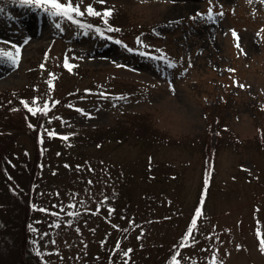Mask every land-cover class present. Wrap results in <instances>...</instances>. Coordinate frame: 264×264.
<instances>
[{"label": "rangeland", "instance_id": "obj_1", "mask_svg": "<svg viewBox=\"0 0 264 264\" xmlns=\"http://www.w3.org/2000/svg\"><path fill=\"white\" fill-rule=\"evenodd\" d=\"M138 1L107 3L142 15L143 20L152 22L151 31L169 32L177 27L172 41L180 44L183 54L191 52L189 61L194 70L188 78L176 82L167 72L156 74L145 65L139 68V74L108 67L99 73V81L106 85L114 75L123 83L133 82V87L124 86L128 95L113 92L111 87L106 90L112 93L77 91L75 98L70 99L75 102L73 107H57L50 112L44 127L64 133L71 131L73 124L78 131L116 123L126 111L145 110L151 114V122L155 120V126L171 134L180 145L168 148L147 144L141 148L137 143L110 144L78 152L80 159L74 165L59 157L46 158L50 165L37 183L34 203L39 210H49L35 214L38 222L29 237L49 264H104L109 248H115L110 255L114 264H161L197 206L203 158L191 148L200 145L205 133L221 128L211 186L191 237L194 243L189 241L180 257L187 263L191 261L189 264H212L213 254L216 264H264L256 233L260 228L264 236V148L256 137L259 129L264 137V2L212 0L213 15L209 17L197 15L198 11L207 12L208 0ZM88 2L94 0H83L81 7ZM7 5L0 0V11ZM27 16L16 19L23 20L21 32L33 36L25 42L14 34V20L0 28V40L21 45L18 66L0 57V90L26 82L25 74L35 65L43 74H54L50 77L55 78L52 89L59 96L69 90L91 88L89 78L66 79L64 58L76 50L51 39L57 29L72 38L79 32L59 20L52 22L51 31L45 32L44 22L37 26L32 13ZM57 23L61 28L56 27ZM232 29L238 33L243 52L235 47ZM9 45L7 48L12 47ZM94 47L83 46L77 51L82 66L113 62L116 48L109 44ZM140 65L137 61L136 66ZM233 77L246 87L233 83ZM87 112L93 115L88 116ZM153 161L162 163L160 169L169 167L170 171L148 176L144 169ZM127 179L130 190L128 186L124 189ZM118 186L120 193H116ZM104 197L109 201L118 197L110 212L101 203ZM98 204L103 206L102 211L95 210ZM115 242L119 247L113 245ZM238 244L241 247L237 248Z\"/></svg>", "mask_w": 264, "mask_h": 264}, {"label": "trees", "instance_id": "obj_2", "mask_svg": "<svg viewBox=\"0 0 264 264\" xmlns=\"http://www.w3.org/2000/svg\"><path fill=\"white\" fill-rule=\"evenodd\" d=\"M1 1L4 4L6 2L8 5L4 7V10L0 11V28H6L7 25L11 24L10 20H14L15 26L13 30L17 27V32L14 34L21 42H25L27 38H33L32 34L21 32L24 30L23 26H21L23 20H16L21 15L27 16L32 13L33 23L38 26L44 22L42 31L45 32L53 28L52 22L56 20H59L60 24L76 29L79 32L77 37L64 36V33H60L57 29L51 39L69 44L73 47L72 50H76L74 55H67L73 67L71 70L65 67L66 79L86 80L89 78L88 83L91 82V88L69 90L59 96L52 89L54 88L53 79L55 78H50L51 76L47 72V74L41 73L40 69L35 65L30 72L25 74L28 78L26 82L13 89L0 90V264H49L45 254L36 249L34 242L29 237L35 232V221L38 222V217H34L35 214L45 212L42 209H33L31 205L34 203V193L38 188L37 183L42 176L43 170L50 165V162H48L49 164L45 162L46 158L54 159L59 157L61 160H68L67 162H72L74 165V162L76 163L80 159L78 152L86 149L96 150V148L100 149L110 144L120 146L137 143L141 148H144L147 144L152 146L162 145L168 148L169 146L173 148L180 145V141H177L171 134L165 132L163 128L156 127L155 120L151 122L152 116H150V113L147 114L145 110L123 112L116 123H107L104 126L95 128L86 129L84 127L75 131L72 124L70 128L72 130L64 132V134L71 133L67 140L62 135L50 136L48 133L52 130H45V122L50 112L62 104L72 105L73 107L75 102L71 100L78 94L77 91L85 94L112 93L110 90H106L111 87L113 92L122 93L124 96L128 95V92L124 90V86L127 88L132 85L131 87H133V82L123 83L122 78L114 75L110 76L109 83L106 85L99 81V73L108 67L113 70L116 66L123 73L135 72L139 74V68L141 69L142 65H145L146 68H151V71H155V73L161 70L163 73L167 72L173 79L175 78L176 82L188 78L194 67L189 61L191 60V52L183 54L180 44L172 41L178 31L177 27L172 28L169 32L151 31L152 22L143 20L144 17H140L142 15L135 14L133 11L120 10L114 5L107 3V0L103 4L94 3V6L97 9L112 8L113 11L108 17V23L118 28L119 31L109 30L99 16L85 14L83 17H77V19L82 21L81 24H77L64 18L50 17L40 9L21 5L19 0ZM149 1L155 3L160 0ZM141 2L139 0L137 3ZM140 20L143 21L141 22ZM85 25L99 26L104 30L105 35L101 36L95 27H86ZM109 37H112V39H109ZM137 38L144 43H139ZM3 41L8 40L5 39ZM119 41L124 43L121 44ZM101 44H109L116 48L113 62H109L106 66L102 64L98 66H82L80 55L76 54L77 51L81 50L83 46L88 47L89 45L99 48ZM8 46L10 45L7 43H0V47L7 48ZM129 48L138 49V51H129ZM137 61L141 62L140 66H136ZM168 61L172 62L171 66H169ZM50 79L53 82L51 86L49 85ZM86 89L89 91H85ZM33 96L41 98L35 102L41 107L44 100L49 101V108L46 113L37 112V114L33 115L23 106L21 97L31 102ZM77 115L79 114L77 113ZM205 118L207 117L205 116ZM29 124L37 125V127H30ZM221 132V128L215 131H208V133H205V138L201 139L200 145L197 148H191L192 152L201 153L203 158L200 190L196 199L197 206L193 208L178 241L174 244L176 246L186 245V247L174 248V245H171L161 264H168L172 255H176L177 252L181 255L189 247V241H184L181 238L191 224L195 209L203 207L207 200L206 196L211 186L215 149L219 146ZM256 134L264 148L262 131L259 129ZM72 157L77 160H72ZM83 158H85L84 155ZM161 164L153 161L144 170L148 176H152L154 173L159 175L160 171L164 174L168 169L170 171L169 167L168 169H160ZM148 176H145L146 179L149 178ZM206 180L207 183L205 182ZM129 185H131V182L127 179V182H124V189L128 186V190H130ZM118 188L116 193L121 192L119 191L121 187L118 186ZM201 197H203V201ZM111 200L109 201L108 197H104L103 201H101L109 212L114 209L112 206L116 205L118 197ZM122 200H126L124 191ZM103 206L98 204L95 210L101 208L102 211ZM197 224L198 222L193 227L191 237ZM117 242L113 245L117 246ZM111 250L112 248H109L104 264H114L111 262L110 255L115 253V248L112 252ZM180 255L178 258L181 260V264H189L191 262L188 260L187 263Z\"/></svg>", "mask_w": 264, "mask_h": 264}, {"label": "snow or ice", "instance_id": "obj_3", "mask_svg": "<svg viewBox=\"0 0 264 264\" xmlns=\"http://www.w3.org/2000/svg\"><path fill=\"white\" fill-rule=\"evenodd\" d=\"M262 2H264V0H262ZM19 3L21 5H24V6L34 7V8L40 9V10L46 12L50 17L64 18V19H67L69 21H73L77 24L82 23V21L77 19V17H83L85 14H87L89 16H99L102 18L104 24L107 26V28L109 30L119 31L118 28H116L112 24L108 23V17L111 15L113 9L108 8V7H105L102 9H97L94 6V3L103 4V3H105V0H94V2H88L87 4L84 5L83 8L81 7L83 0H19ZM208 5L209 6L207 8L206 13H200L198 11L197 15H200V16L207 15V16L211 17L213 15L212 0H208ZM220 14L222 15L223 13L221 12ZM85 26L86 27H95L96 31L101 36L105 35L104 30L101 29L99 26H93V25H85ZM56 27L61 28V25L59 23H57ZM262 29H264V26H262ZM231 31H232L233 37H235L236 41H237L235 44V47H237L240 50V52H243L244 49L241 47V45L239 43V36H238L237 31L235 29H232ZM259 35H260V33L257 32V36H259ZM109 39H112V37H109ZM137 39H138L139 43H141V44L144 43L142 40H139V38H137ZM119 42L121 44L124 43L123 41H119ZM0 43H8V44L12 45V47H9V48L0 47V57H6L11 64L18 66L19 60L21 59V45L14 44L12 41H3V40H0ZM124 46L128 47L127 45H124ZM128 50L129 51H138V49H132V48H129ZM63 63H64V67L68 68L69 70H71V68L73 67V65L69 62L67 56H65ZM168 63H169V66L172 65L171 61H168ZM40 67L43 68L44 64H41ZM229 71L234 72L235 69H229ZM49 75L53 76L54 74L50 73ZM232 79H233V83L237 84L239 87H241V88L246 87V85H244L243 83H240L235 77H233ZM52 83L53 82L50 79L49 85L51 86ZM169 86L171 87V84ZM85 91H89V90L86 89ZM39 99H41V98L33 96L31 98V102H30L28 99L21 97V103L33 115L37 114V112L46 113L48 108H49V101L44 100L43 106L41 107L39 104L35 103ZM261 107H264V105H262ZM79 111L81 113H85L84 108H80ZM86 115L91 116V115H93V113L87 112ZM29 126L30 127H37V125H34V124H29ZM48 134L50 136L62 135L65 140H67L68 136L71 135V133L64 134V133H57L55 131H51ZM244 167H245V165H241V168H244ZM205 182L207 183V180ZM90 183H91V181H90ZM201 200L203 201V197H201ZM31 207L33 209H36L38 207V205L33 203L31 205ZM257 209H258V206H257ZM42 210L47 212L49 209L45 208ZM201 212H202V209L200 207H197L195 209V215L192 217V221H191V224L188 226L187 232L181 238L182 240L190 241V242L194 243V241L191 240V233L193 231V227L197 223V217H199L201 215ZM73 215H75V213H73ZM68 223H71V221H68ZM257 223H259V221H257ZM256 233H257V236L260 237V239L258 241V247L261 250V252H264V236H261L260 228L256 229ZM117 247H119V244H117ZM178 247H186V245H179V246L174 245V248H178ZM239 247H241V245L238 244L237 248H239ZM128 251H131V249H129ZM124 255L127 256L128 252H125ZM179 255H180L179 252H177L176 255H172L168 264H181V260L178 258ZM212 264H216L215 254H213ZM220 264H222V262H220Z\"/></svg>", "mask_w": 264, "mask_h": 264}]
</instances>
